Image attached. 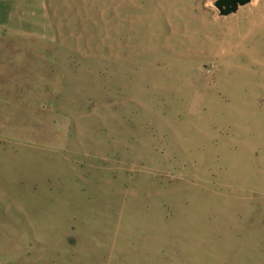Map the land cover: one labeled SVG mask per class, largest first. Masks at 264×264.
Masks as SVG:
<instances>
[{"label": "rangeland", "instance_id": "1", "mask_svg": "<svg viewBox=\"0 0 264 264\" xmlns=\"http://www.w3.org/2000/svg\"><path fill=\"white\" fill-rule=\"evenodd\" d=\"M216 1L0 31V264H264V0Z\"/></svg>", "mask_w": 264, "mask_h": 264}, {"label": "crops", "instance_id": "2", "mask_svg": "<svg viewBox=\"0 0 264 264\" xmlns=\"http://www.w3.org/2000/svg\"><path fill=\"white\" fill-rule=\"evenodd\" d=\"M0 31L52 39L45 0H0Z\"/></svg>", "mask_w": 264, "mask_h": 264}, {"label": "water", "instance_id": "3", "mask_svg": "<svg viewBox=\"0 0 264 264\" xmlns=\"http://www.w3.org/2000/svg\"><path fill=\"white\" fill-rule=\"evenodd\" d=\"M251 2L252 0H217L214 5L219 10L220 16H229Z\"/></svg>", "mask_w": 264, "mask_h": 264}]
</instances>
